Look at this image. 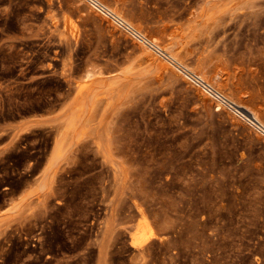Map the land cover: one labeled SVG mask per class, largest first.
Listing matches in <instances>:
<instances>
[{
  "label": "rangeland",
  "instance_id": "rangeland-1",
  "mask_svg": "<svg viewBox=\"0 0 264 264\" xmlns=\"http://www.w3.org/2000/svg\"><path fill=\"white\" fill-rule=\"evenodd\" d=\"M102 1L264 105V0ZM80 16L69 0H0V264H132L141 217L156 236L140 264H264V138L176 71L160 79L161 61L107 20ZM86 65L102 75L80 94Z\"/></svg>",
  "mask_w": 264,
  "mask_h": 264
},
{
  "label": "bare ground",
  "instance_id": "bare-ground-1",
  "mask_svg": "<svg viewBox=\"0 0 264 264\" xmlns=\"http://www.w3.org/2000/svg\"><path fill=\"white\" fill-rule=\"evenodd\" d=\"M116 2H114L113 5H110V4H107L106 2L102 1V0H69V4L70 5H73L74 7L77 8V10L79 11V13L83 16V19H86L87 17H98L100 19H105L107 20V23L108 25H112V30L113 29H116L118 30L119 33H124V34H127L129 35L133 42H134V46L137 47V50H139V53L142 55L141 59L144 58L143 60L148 62V61H151L152 59H159L161 61V64H162V69L161 71H159V75L158 77L161 79L162 75L164 73H166V71H171L172 73H174L175 71L180 75V77H182L185 81H187V83H189V85H192L193 87H195L197 90H200L202 91V93H205V95L209 96L210 97V101H213L215 103V107H217L218 109L217 110H228L230 112V115L232 114L233 117L230 118V120H234V119H239L241 118L244 122L247 123V125L253 129L254 132H256L257 134L261 135L262 139L264 138V105H262L259 101L258 102H254V101H251V100H247L248 98V95L247 93H243L242 92V88H240V85H245L244 83L241 84V82L239 83L240 81V78L238 80V84L237 81H236V78L233 79L232 82H230L229 79H225L224 77H226L227 75H230V74H227V75H223L222 72L220 70H217V67H216V70H208L206 68V66L202 63H199V61L196 63V66L195 67H191L184 59H183V56H184V53L185 52H180V51H173L174 50V43L171 42L169 43L168 45H164L163 42L161 41V39L155 35L154 32H146L142 27L141 25L134 19L132 18H128L126 17L120 9H118L115 5ZM210 3V2H209ZM80 16V18L82 17ZM79 18V17H77ZM73 23L71 22L70 18H67L65 19V22L63 23V27H65L66 29H71L73 27ZM114 35L112 34L110 36V38L114 39L113 37ZM175 38V32L173 33H169L166 35V39L167 41H172L173 39ZM142 60V61H143ZM171 68V70H170ZM174 70H173V69ZM214 69V68H213ZM224 73V72H223ZM234 73V72H233ZM102 75V71L100 69L99 66H90V65H86L82 75L78 78V80L76 81V87H77V90H78V93H84L87 88H88V84H89V81L99 77ZM177 75V74H176ZM232 76H234V74H232L230 77H231V80H232ZM229 78V76H227ZM226 77V78H227ZM235 77V76H234ZM256 86V85H255ZM253 86V87H255ZM256 89L260 90L261 91V88L260 87H255ZM260 88V89H259ZM242 89V90H241ZM264 89V87H263ZM263 92V91H261ZM258 93V92H257ZM260 94V93H259ZM257 94V95H259ZM204 95V94H203ZM206 96V97H207ZM261 96V94L259 95ZM257 96V98L259 97ZM209 99V98H208ZM262 100V98H259ZM264 100V99H263ZM262 103H264L263 101H261ZM206 105V104H205ZM236 109H241L243 111V113L241 114L239 111H237ZM227 113V112H226ZM229 116V115H228ZM236 121V120H235ZM257 134L255 136H257ZM151 140V139H150ZM148 140V137H147V140H146V148H147V151H146V156H145V160L147 161L146 163H148L147 167L151 170V164H152V159H153V154L151 153L152 149V144H151V141ZM148 141V142H147ZM179 151V150H178ZM177 151V154L180 153ZM183 151V150H182ZM181 151V152H182ZM183 154V153H182ZM179 156V155H177ZM183 156V155H182ZM176 157V156H175ZM180 157H181V154H180ZM179 157V158H180ZM182 158V157H181ZM177 159V158H176ZM180 160V159H179ZM176 162V160H174ZM151 162V164H149ZM178 162V161H177ZM174 164V162H173ZM177 164V163H176ZM175 164V165H176ZM151 165V166H150ZM178 165V164H177ZM176 165V166H177ZM180 165V163H179ZM161 166V165H160ZM176 166L174 168H176ZM184 166V165H183ZM180 166L181 167V171H183V169L187 166ZM157 167V166H156ZM163 166H161L162 168ZM179 166H177L178 168ZM183 167V169H182ZM174 168H172L174 170ZM147 169V170H149ZM158 171H156L157 169L155 168L154 169V174H153V177H152V174H151V180L155 179V178H158V180H160L159 178L161 176H163V172H165V169L163 171L160 170V167H158ZM148 171V173H152L153 171ZM178 169L174 170V171H177ZM174 171L173 174H174ZM178 170V172H181ZM210 171V170H209ZM177 172V173H178ZM147 173V175H148ZM186 172H184V175H185ZM176 174V173H175ZM174 174V175H175ZM207 174V173H206ZM173 175V176H174ZM178 174L176 176V178H181ZM182 175H183V172H182ZM183 175V176H184ZM203 175V174H201ZM205 175V174H204ZM204 175L200 178H203ZM160 176V177H159ZM186 176V175H185ZM148 177V176H147ZM149 177V178H150ZM207 176L205 175L204 177V180ZM148 178V180H150ZM153 178V179H152ZM167 178V177H166ZM184 177H182L183 179ZM147 179V178H146ZM181 179V180H182ZM185 179V178H184ZM194 179V177H193ZM196 179V178H195ZM198 179V178H197ZM196 179L192 181V183L195 184V182H198ZM208 179V178H207ZM211 179V176L210 178ZM150 180V182H151ZM164 180H165V177H164ZM168 180V181H167ZM167 185H168V182H170L171 180L167 178ZM170 180V181H169ZM192 180V179H191ZM203 180V179H202ZM213 180V179H212ZM211 180V181H212ZM147 181V180H146ZM179 181V180H178ZM185 182L187 181L186 179L184 180ZM188 181L190 182V180L188 179ZM195 181V182H194ZM209 181V180H208ZM211 181H209L211 183ZM214 181V180H213ZM148 182V181H147ZM150 182H148V184L146 185V189H147V196L148 198L150 197L151 193H152V189H151V184ZM203 182V181H202ZM176 184L178 182H175ZM206 184V181L203 182V184ZM164 184V183H162ZM182 184V182L180 183ZM198 185V183H196ZM201 184V183H200ZM213 184V182L211 183ZM210 184V185H211ZM217 184V183H216ZM165 185V184H164ZM170 185V183H169ZM174 185V182L172 183L171 182V187ZM184 185V184H182ZM190 185L189 183L184 186H188ZM193 185V184H192ZM208 185V183H207ZM162 186V185H161ZM176 186V185H175ZM194 186L196 185H193V187H190L191 188H194ZM206 185H204L205 187ZM209 186V185H208ZM206 186V187H208ZM213 186H215V184H213ZM213 186L210 188L211 189V192L213 189ZM219 186V185H217ZM166 188H168L166 185L164 186ZM163 187V188H164ZM174 187V186H173ZM176 187H179V183ZM181 187V186H180ZM183 187V186H182ZM182 187L180 189H182ZM198 187V186H196ZM195 187V188H196ZM200 187V186H199ZM203 187V185H201V188ZM184 188V191H186V187H183ZM189 190V187H187ZM190 188V189H191ZM194 188V190H195ZM208 188V189H209ZM218 188H221V186H219ZM222 188H223V185H222ZM217 189V193L218 195H222L224 188L223 189ZM172 189V188H171ZM198 189V188H197ZM207 189V191H208ZM183 190V189H182ZM193 190V191H194ZM199 190V189H198ZM215 190H216V187H215ZM220 190V191H218ZM192 191V189H191ZM201 191V190H200ZM204 191V190H203ZM210 191V190H209ZM208 191V192H209ZM206 192V190L204 191ZM211 192H209L211 194ZM220 192V194H219ZM190 193V192H189ZM208 193V196L210 195ZM217 196V193L214 192ZM213 195V193L211 194ZM152 196V195H151ZM224 197V195H223ZM220 198L221 200L223 199ZM151 198V197H150ZM211 198V196H210ZM206 198V202L209 200V202L211 201H215L214 198L213 200L210 201V199ZM203 200V199H201ZM225 200V198L223 199ZM150 203V201H148ZM152 202V201H151ZM195 202V201H194ZM200 202V201H199ZM202 202V201H201ZM205 202V203H206ZM209 202L207 203L210 207V204ZM219 202V201H218ZM224 202V201H223ZM184 204V207L186 206L185 202H183ZM190 203V202H189ZM187 202V204H189ZM193 203V202H192ZM191 203V205H192ZM154 204V203H153ZM179 204V202L176 204V206ZM195 203H193L194 205ZM198 204V203H197ZM196 204V205H197ZM203 204V202H202ZM207 204H203L202 207H205V205ZM216 204H219V203H216ZM224 204V203H223ZM152 205V204H151ZM181 205V206H182ZM190 205V204H189ZM200 205V203L198 204ZM222 205V204H221ZM180 206V208H181ZM195 206V205H194ZM213 206V205H212ZM215 206V204H214ZM213 206V207H214ZM139 207V206H137ZM135 207V208H137ZM178 207V206H177ZM187 207V206H186ZM190 207V206H189ZM201 207V208H202ZM207 207V208H208ZM219 207V205L217 206ZM217 207H214V208H217ZM179 208V207H178ZM206 208V207H205ZM218 209V208H217ZM225 209V208H224ZM230 209V208H229ZM137 210H140V207L137 209ZM136 210V212H138ZM143 209L141 208L140 211H142ZM221 210V209H220ZM223 210V209H222ZM244 210V209H243ZM242 210V211H243ZM139 211V213H140ZM210 211V210H209ZM218 211V210H217ZM231 211V210H230ZM143 212V211H142ZM222 212V211H221ZM224 212V211H223ZM220 213V212H219ZM141 214V213H140ZM222 214V213H220ZM137 215H139L137 213ZM143 215V214H142ZM141 215V216H142ZM139 216V218L141 217ZM144 216V215H143ZM244 215H242L243 217ZM145 217V216H144ZM245 217V216H244ZM142 220L136 224V228L134 229H130L129 232L133 231V234L131 235L130 237V241L132 246L135 247V249H139V250H135L136 252H138L137 254H134V256L131 258V263L132 264H140L141 260H142V257L141 255L143 254L141 251L142 250V247L145 248L144 246L147 244H150L148 243L149 241H151L153 238L152 237H155L156 235L153 236V234H155V231H153V228L151 229V225L149 226V223H147V221L145 219H143V217H141ZM108 224H106L107 226ZM108 227V226H107ZM110 228V227H109ZM109 228H104L105 231L108 232V229ZM104 231V230H102ZM112 231L109 230V233L107 234L108 237L110 235ZM157 234V233H156ZM102 235L103 232H102ZM129 236V234H128ZM103 237V236H102ZM107 237V236H106ZM108 237L105 238V240L102 242L106 247H107V244H108ZM112 236H110L111 238ZM129 238V237H128ZM159 238V236H158ZM107 239V240H106ZM112 239V238H111ZM129 240V239H128ZM155 240V238H154ZM102 240L100 239V242ZM106 243V244H105ZM99 244V243H98ZM153 244V243H152ZM151 244V245H152ZM102 245V244H101ZM100 244L98 246H100L102 248V245L101 246ZM130 246V245H129ZM106 247H103L106 248ZM147 248V247H146ZM148 248H149V245H148ZM100 249V248H99ZM141 249V251H140ZM102 250V249H101ZM100 250V251H101ZM106 249H104L105 251ZM134 250V249H133ZM145 250V249H144ZM258 250V249H257ZM146 251V250H145ZM253 253V252H252ZM101 254V252H100ZM101 256V255H100ZM103 254H102V259H103ZM100 260V258H99ZM102 262L101 260L98 262V264ZM104 262V260H103ZM142 263V262H141Z\"/></svg>",
  "mask_w": 264,
  "mask_h": 264
}]
</instances>
